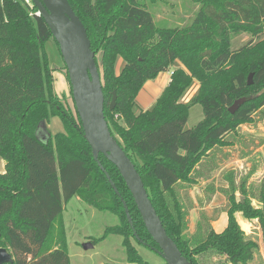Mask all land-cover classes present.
Returning <instances> with one entry per match:
<instances>
[{"label":"trees","instance_id":"1","mask_svg":"<svg viewBox=\"0 0 264 264\" xmlns=\"http://www.w3.org/2000/svg\"><path fill=\"white\" fill-rule=\"evenodd\" d=\"M68 1L87 30L97 64L102 63L112 135L141 175L168 236L192 264H203L206 257L211 264H250L258 245L245 235L236 215L257 220L264 238V187L255 206L244 184L239 190L229 174L227 226L217 232L200 220L193 233V205L181 189L199 185V171L211 152L231 146L228 137L254 123L264 107V0H192L199 11L192 23L177 28H158L147 0ZM37 12L23 0H0V160L6 163L0 172V248L8 250L13 264H70L63 222L57 243L52 235L64 204L78 196L100 211L119 213L124 224L111 231L125 238L129 262L144 264L131 238L150 249L158 245L116 166L100 155L104 172L94 160L72 88L76 117L56 93L46 53V44L55 39ZM242 34L252 41L233 50L234 37ZM154 35L159 41L150 44ZM120 59L124 66L118 72ZM176 63L181 67L154 106L136 112L145 84ZM196 81L197 94L184 103ZM114 92L117 105L110 111ZM243 98L248 101L231 114L230 107ZM198 104L204 119L187 129L189 111ZM54 117L64 129L43 139L39 125ZM107 174L127 202L134 230Z\"/></svg>","mask_w":264,"mask_h":264},{"label":"rangeland","instance_id":"2","mask_svg":"<svg viewBox=\"0 0 264 264\" xmlns=\"http://www.w3.org/2000/svg\"><path fill=\"white\" fill-rule=\"evenodd\" d=\"M147 1L148 10L153 14L158 28L184 27L192 23L199 11V5L192 0ZM158 41V36L154 35L150 44ZM251 41L252 36L249 34L236 36L232 41V49L238 50ZM46 53L50 61V69L54 72L56 93L62 97L65 110L76 117L67 68L59 46L54 40L46 44ZM123 66L124 62L120 59L116 70L119 72ZM178 66L177 64L172 66L168 75L172 76ZM197 83V81L194 82L185 97L188 95L190 97ZM135 111H139V106L135 108ZM253 118L254 123L241 126L228 137L227 140L231 146L217 147L211 152L212 159L205 161L199 171L202 173L199 185L182 187L181 194L185 196L190 205H193L190 213V233L194 232L200 220L203 225L209 223L217 232H222L227 226V211L230 204L224 191L228 190L229 183L226 177L229 174H233L237 188L239 189V186L244 184L253 204L259 205L257 200L264 187V107ZM203 119V107L199 104L194 105L189 111L186 128H195ZM63 129L60 118H51L50 123L41 129L43 134L41 137L45 139L48 133L54 135ZM4 171L5 163L0 160V172ZM209 188H213L214 192H211ZM237 197H241L238 191ZM236 218L245 235L258 245L250 264H264V238L259 222L246 220L240 213L236 215ZM61 222L65 226V244L70 264H131L124 245L125 238L111 231L124 224L119 213L100 211L75 196L64 204V211L55 222L52 238L56 243L59 239ZM131 241L144 264H166L163 258L149 247L139 244L133 238ZM87 243H92L94 248L85 250L84 245ZM210 258H203V264H211ZM217 258L216 256L213 260L217 262Z\"/></svg>","mask_w":264,"mask_h":264},{"label":"water","instance_id":"3","mask_svg":"<svg viewBox=\"0 0 264 264\" xmlns=\"http://www.w3.org/2000/svg\"><path fill=\"white\" fill-rule=\"evenodd\" d=\"M31 1L34 8L38 10V16L44 18L49 26L59 46L67 68L73 100L82 123L84 138L92 149L94 160L105 172L100 162V155H104L118 169L133 196L149 235L158 245V248L151 247V249L161 256L166 264H192L168 236L150 200L141 175L112 135L105 117V96L101 78L102 63L97 64L96 54L92 50L91 41L83 22L68 0ZM252 76L253 74L250 75L249 85L253 84ZM247 101V98L237 100L230 107L229 112L234 115ZM116 105L117 94L114 92L110 111H114ZM45 127L46 124L41 123L38 132ZM106 176L113 190L120 197L127 220L134 230L127 202L121 197L110 175L107 174ZM134 234L137 236L135 232ZM136 238L142 242L138 237ZM142 244L148 246L147 243L142 242ZM84 248L90 250L94 248V245L87 243ZM13 263V257L8 250L0 248V264Z\"/></svg>","mask_w":264,"mask_h":264},{"label":"crops","instance_id":"4","mask_svg":"<svg viewBox=\"0 0 264 264\" xmlns=\"http://www.w3.org/2000/svg\"><path fill=\"white\" fill-rule=\"evenodd\" d=\"M176 64L178 66L180 63H176ZM171 80H172V76L168 75V72H166V73H161L155 80L148 81L137 97V106H139L138 113L141 112L142 110L146 111L151 109L156 103L157 99L161 96L163 91L169 86ZM198 90H199V84L197 83L192 93H190V97L189 95L184 97L183 102L186 100L184 103H188L197 94Z\"/></svg>","mask_w":264,"mask_h":264},{"label":"built area","instance_id":"5","mask_svg":"<svg viewBox=\"0 0 264 264\" xmlns=\"http://www.w3.org/2000/svg\"><path fill=\"white\" fill-rule=\"evenodd\" d=\"M31 9L34 8V5L31 0H23ZM38 15V12H37Z\"/></svg>","mask_w":264,"mask_h":264},{"label":"flooded vegetation","instance_id":"6","mask_svg":"<svg viewBox=\"0 0 264 264\" xmlns=\"http://www.w3.org/2000/svg\"><path fill=\"white\" fill-rule=\"evenodd\" d=\"M42 134V132H40ZM43 135V134H42Z\"/></svg>","mask_w":264,"mask_h":264}]
</instances>
